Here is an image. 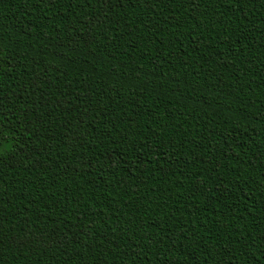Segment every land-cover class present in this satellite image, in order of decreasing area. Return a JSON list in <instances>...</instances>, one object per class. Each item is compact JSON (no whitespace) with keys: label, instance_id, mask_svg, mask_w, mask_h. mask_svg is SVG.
Returning <instances> with one entry per match:
<instances>
[{"label":"trees","instance_id":"trees-1","mask_svg":"<svg viewBox=\"0 0 264 264\" xmlns=\"http://www.w3.org/2000/svg\"><path fill=\"white\" fill-rule=\"evenodd\" d=\"M0 264H264V0H0Z\"/></svg>","mask_w":264,"mask_h":264}]
</instances>
